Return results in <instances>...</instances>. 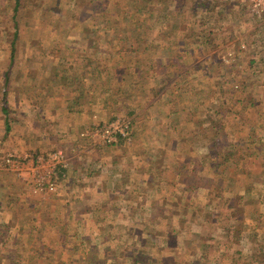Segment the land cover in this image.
<instances>
[{
	"label": "rangeland",
	"instance_id": "374dc122",
	"mask_svg": "<svg viewBox=\"0 0 264 264\" xmlns=\"http://www.w3.org/2000/svg\"><path fill=\"white\" fill-rule=\"evenodd\" d=\"M252 5L250 0H0V264L207 261L201 255L204 228L200 223L186 228L178 211L179 247L168 246L174 240L156 241L146 218L140 239V201L132 198L138 191L128 190L129 196L118 185L140 187V169L156 156L161 170L176 168L164 181L182 182L179 168L190 165L206 167L203 177L213 183L221 177L232 184L235 175L210 166L226 150L218 142L236 148L235 139L251 133L236 120L252 118L246 78L264 64L250 62L259 41L236 21L241 9L264 21ZM259 47L264 50L263 39ZM152 58L160 61L155 68ZM78 98L90 117L70 141L62 139L56 136L58 122L66 112L76 113ZM116 119L131 120L129 138L110 143L93 132ZM140 154L150 160L141 163ZM76 160L80 173L70 176ZM221 165L225 171L232 167ZM118 166L127 175L118 174ZM94 174L100 175L101 190L89 180ZM191 177L196 182L201 175ZM255 204L246 205L253 212ZM261 220L264 231V215ZM213 225L217 231L218 223ZM255 241L253 251L249 242H239L241 251L228 253L224 262L264 264V239Z\"/></svg>",
	"mask_w": 264,
	"mask_h": 264
},
{
	"label": "crops",
	"instance_id": "0c3cea01",
	"mask_svg": "<svg viewBox=\"0 0 264 264\" xmlns=\"http://www.w3.org/2000/svg\"><path fill=\"white\" fill-rule=\"evenodd\" d=\"M251 18L241 9L238 12L236 22L240 27L242 26L241 31L246 29L250 33V37L252 36L253 39L256 38L259 41V45L253 51L255 54L250 55L249 53L250 62L255 65L264 64V50L261 51L259 47L262 39L264 41V37L261 34L262 32L264 33V21L261 20L263 21L261 23L259 18ZM260 69L264 70V68L256 65L255 70L251 71L249 77L246 78L249 85L247 91L249 103L247 107L250 114L252 113V118L250 120L247 118L242 121L236 120V124L248 125L251 132L249 138H236L233 144L237 146L236 148L234 146L233 148L227 147L224 145V141L218 142V145L226 147V150L216 154L219 160L210 166L212 169L216 168L219 174L235 175L236 177L232 179L230 186L222 183L221 177L215 183L209 178L205 179L203 175L208 174V170L204 166L190 167V165L184 166V164H182L184 168H179V171H182L181 173L184 176L182 182L164 181L163 175L169 174L171 168L174 167L169 164L167 167L161 166V170L155 164L158 156L154 158L155 160L149 161L150 158L147 157V154H145L146 156L140 154V157H142L140 158L141 163L146 160L149 161L148 167L143 165L144 168L140 169V172H142L140 176H143V179L140 178V187L131 188L130 190L128 184L122 183L118 185V189L122 187L123 191L128 193V195L129 191H138L132 198L137 202L140 201V239L145 237L146 224L143 221L146 218L147 222L150 221L153 224L152 232L156 241L162 240L169 243L171 242L170 240H174L168 246L179 247L180 243H177L179 240H175V236H177L175 225L179 221L177 220V211L180 212L179 219H181L186 228L190 224L200 223L204 228V233L206 232L203 237L204 241L202 240L204 243L202 244L201 255L207 261L201 264H231L224 262V260L228 253L231 252L233 254L241 251L239 242H249L248 248L251 249L253 246L255 248L256 238L264 239V231L258 227V224L262 222L261 216L264 215V72H261ZM81 103L78 98L73 103L77 105L76 113L71 114L69 111L63 115L64 119L60 120L57 125L58 129L61 130L56 132V136L70 141L75 131L84 128V124L90 114L83 105L81 106ZM90 105H92L91 102ZM50 124L56 125V122L50 121ZM170 137H172L173 145H177L174 136L167 137V140ZM118 160L121 161V157H118ZM244 160L247 161L248 166L244 165ZM226 162H231L232 167L227 168L225 171L224 168H221L223 166L221 164ZM119 163L121 164V162ZM72 165L73 167L71 166L72 168L68 172L69 175L71 176L73 170H75V174H79L81 170L80 160L74 161ZM174 171L176 172V170ZM127 172L128 170L120 167L118 174L127 175ZM103 174L108 176L107 173ZM196 174L201 175V177L194 182L191 176ZM240 175L247 177H238ZM99 177L100 175L94 174L89 180L94 181L92 185L94 189L101 190V188H98L100 185V182H98ZM120 178L123 177L121 176ZM105 181H108V178ZM216 190L218 192H215ZM222 190H224V194H221ZM114 196L110 197L109 201L114 202ZM129 199H126V201L128 202ZM247 202H255V205L259 204L260 210L258 211V207L253 205L252 212L251 206L246 205ZM126 204L129 205L128 203ZM215 221L219 226L217 231H212ZM238 223H244L245 226L238 228L236 226ZM166 225L167 228L165 227ZM164 228L165 230H162ZM226 245L230 248L227 249ZM232 246L235 247L233 250ZM243 251H247L248 253L246 254L250 255V250L245 249ZM236 261L235 259L232 260V264H240V262Z\"/></svg>",
	"mask_w": 264,
	"mask_h": 264
},
{
	"label": "built area",
	"instance_id": "2783aa9c",
	"mask_svg": "<svg viewBox=\"0 0 264 264\" xmlns=\"http://www.w3.org/2000/svg\"><path fill=\"white\" fill-rule=\"evenodd\" d=\"M253 5V10L255 12H258L259 14H264V0H250ZM131 120L127 119H116L111 120L109 123L104 124L102 127H95L93 129V132L101 135L103 140L113 143L118 141L121 138H129L131 134ZM12 156L10 158H7V160H12ZM29 156L24 157L25 161H27ZM14 159H16V156H14ZM37 160V161H36ZM40 158L36 156L34 157V162H39ZM41 164L42 161H40ZM50 174V172H49ZM49 187L51 189L54 188V183L49 184Z\"/></svg>",
	"mask_w": 264,
	"mask_h": 264
},
{
	"label": "trees",
	"instance_id": "16d2710c",
	"mask_svg": "<svg viewBox=\"0 0 264 264\" xmlns=\"http://www.w3.org/2000/svg\"><path fill=\"white\" fill-rule=\"evenodd\" d=\"M154 55H155V53H153ZM153 57V56H152ZM151 59V58H150ZM151 61V60H150ZM158 62H160L158 59H156V58H152V61L150 62V67H152V68H155V64L156 63H158ZM5 109H6V107H5ZM7 118H8V116H7Z\"/></svg>",
	"mask_w": 264,
	"mask_h": 264
}]
</instances>
